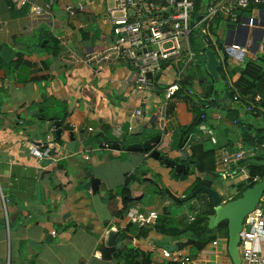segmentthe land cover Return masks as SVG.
Listing matches in <instances>:
<instances>
[{
  "label": "crops",
  "instance_id": "1",
  "mask_svg": "<svg viewBox=\"0 0 264 264\" xmlns=\"http://www.w3.org/2000/svg\"><path fill=\"white\" fill-rule=\"evenodd\" d=\"M32 5L45 9V13L32 16ZM108 7L107 0H32L31 5L17 9L13 0H0V264H125L127 259L116 257V253L130 249L150 254L151 264H167L176 255L159 245L190 239L161 234L154 228H134L118 243V233L126 232L128 226L125 218L116 219L122 204L117 192L126 180L130 197L136 202L133 207L158 212L160 224L174 229L183 228L197 204L195 200L178 203L165 194L168 190L181 199L199 193L198 187L188 193L200 177L194 171L184 180L176 179L194 168L192 145L216 149L214 167L219 175L201 177L212 182V189L224 203L238 194L235 185L247 181L245 175L237 174L240 164L224 169L217 166L220 150L233 152L242 147L241 131L224 117L222 106L208 109L205 123L216 144L199 130L183 148L179 147L177 131L190 126L192 109L201 105L187 95L168 102L164 99L185 58L177 69L163 66L141 90L135 84L136 69L132 66L91 59L110 48L118 37L107 22ZM242 14L241 22L262 20L264 7L255 5ZM238 26L225 25L224 46L218 31L216 43L212 36L209 38L226 50L227 44L234 42ZM251 38L255 51L262 42L261 35L257 31ZM217 46L215 52L220 51ZM190 48L197 50L195 45L190 44ZM194 69L190 64L184 76H197L196 86L201 78L208 90L207 77L200 73L203 68L196 71L200 76ZM136 111L142 116L136 117ZM54 122L62 126L68 123L72 134L64 131L57 139ZM101 133L110 141H119L121 150L100 145ZM155 136L161 138L154 147L165 158L188 165L186 173H176L147 152L125 151L128 145ZM25 141L36 145L53 142V159L38 162L22 147ZM94 178L100 181L95 194L91 190ZM110 231L116 233L118 246L112 260L105 261L101 250ZM214 242H218L217 247L212 242L196 256H190L185 248L180 253L194 264H212L210 256H214L215 264H231L227 239L218 237Z\"/></svg>",
  "mask_w": 264,
  "mask_h": 264
},
{
  "label": "built area",
  "instance_id": "2",
  "mask_svg": "<svg viewBox=\"0 0 264 264\" xmlns=\"http://www.w3.org/2000/svg\"><path fill=\"white\" fill-rule=\"evenodd\" d=\"M31 1L13 0V4L17 9H21L31 5ZM255 5L264 7V0H210L199 23L193 25V0H113L112 7L106 10V19L118 37L110 48L93 54L91 59H96L98 63L124 62L132 66L136 69L135 84L141 90L149 84V74L153 76L161 72L164 64L177 69L178 62L185 58L184 66L177 70L176 80L164 92V99L168 102L179 90L184 71L196 57V53L190 48V35L199 28L202 36H207L208 32L202 28L203 24L211 22L219 13L232 24L241 25V28H237L234 32V42L227 45L226 50L233 52V56H228L227 59L229 67L232 64L243 63L245 56H250L254 60L257 56L264 55V19H249L247 22L246 20L241 22L242 19L238 20L234 13L235 10H245ZM44 13L45 9L41 7L32 5L30 8V14L34 17ZM255 31L261 35L262 42L254 52L251 36L256 34ZM261 101L262 98L256 96L246 111H253ZM135 116H142L141 111H136ZM199 130L207 134L212 143L216 144L212 132L207 130L205 125H201ZM22 147L38 162L53 159V142L36 145L25 141ZM105 147L108 148L109 145L105 144ZM262 150L264 145L252 149L239 147L233 152L220 150L216 165L222 169L231 165L237 166L244 161L256 159V154ZM238 173L249 178L244 168L240 167ZM158 219V212L143 211L136 206L131 207L125 214L127 225L137 228L155 226ZM188 220L192 222L194 214L191 213ZM212 246L217 247L218 242H213ZM238 250L242 264H264V209L260 206L244 219ZM174 254L178 264H194L189 256Z\"/></svg>",
  "mask_w": 264,
  "mask_h": 264
},
{
  "label": "trees",
  "instance_id": "3",
  "mask_svg": "<svg viewBox=\"0 0 264 264\" xmlns=\"http://www.w3.org/2000/svg\"><path fill=\"white\" fill-rule=\"evenodd\" d=\"M209 1L210 0H193V25H195L196 23L198 24L199 20L201 19V16L205 14ZM251 7H249L248 9H250ZM245 10L239 9L234 11V13L238 17V20H240L242 11ZM221 22H224L227 28H232L236 25L232 24L229 19H224L223 14L219 13L211 22L205 25L203 24L202 28H205L208 32L207 36H204L203 38L199 28H197L196 31H194L190 35L189 40L191 46L194 47L193 35L197 34L201 37V40L204 43L203 46L205 50L214 51L217 45L215 46V44H213V41L209 37H217V25ZM215 23L217 24L216 27L214 26ZM217 48L219 50H223L222 46L219 45V43ZM198 55L202 58L201 65H195L196 58H194V60L190 64L193 63V65H195V75L197 74L196 71L199 70V67L203 68L209 86H213L212 96L210 98L208 97V93L206 92L207 88L205 85L203 86L204 81L201 78L198 80L197 85L200 87L202 86L203 88L199 89L198 86H196L195 84V79L197 76L195 78L194 76L183 77V80L179 84V90L175 92L172 98H177L180 95H187V97L196 98L198 100V104L201 105H198L197 108L194 107L192 109L194 120L190 124V126H187L185 128H179V130L177 131L178 135L176 137H179L180 140L179 147L183 148L187 144V141L190 139V136L193 133L198 132L199 127L201 125H205V123L208 122V109L221 108V106L224 109V117L230 119L232 124L240 129L242 138L241 146L244 149H252L256 146L260 147L264 145V113L260 111V105L257 104L251 112L246 111V108L250 106V103L256 96H260L261 98L264 96V55H259L254 60L245 59V61L239 67L235 68H231L228 66V58L226 56L224 64H219L218 73L220 79L218 81L214 80L209 74L207 70L205 55L199 52ZM198 76H200V74ZM234 77L236 78L234 79ZM216 83L220 85L218 89L215 88ZM202 102H204L206 106H203ZM40 113L42 115V112ZM190 151V160L194 168L192 172H189L187 175L180 174V176L176 179L181 178V180H184L186 176L192 175L194 171L200 177L195 181L193 186L189 189L188 193H192L197 187L200 186H204L206 188H213L212 182L210 180L203 179L201 176L212 175L213 177H217L219 175L217 174V172H215L214 167L216 149L213 148L207 150L203 145L195 144L190 147ZM263 159L264 156L256 158V160ZM240 166L241 168L243 167L246 170L249 178L247 179L246 183L235 185L234 188L237 189L236 191H238V194L233 198V200L239 199L243 191L252 188L255 182L264 176V167L248 164L247 161L240 163ZM255 179L257 180L254 181ZM117 193V195H120L122 197V204L121 210L116 214V219L121 220L125 218L126 212L134 206L135 202L130 197V192L128 189V180H126L124 186ZM193 200L197 202V204L193 208H191V213L194 214V220L192 222L187 220L182 229H174L168 227L166 228L165 225L162 226L160 224L159 219L157 224L152 227L137 228L128 225L126 228V232L118 233V243H121L126 240L128 237L127 233H129L130 230L134 228V231H136V229H138L139 231L145 228H154L161 234H168L172 235V237L177 238L184 237V235H187V238L193 242L192 246L193 249H195L196 253H199L204 250L208 244L214 242L218 237H224L227 239L226 222L220 224L217 228L213 230H209L207 228V217L213 215L210 197L204 192H199L198 194L192 197L190 202ZM260 207L264 209V197L260 204ZM116 257H124L125 259H127L124 261L125 264H134V262L136 261L140 264L152 263V256L150 254L138 252L137 250L130 249L126 250L125 252L118 250L116 253ZM167 264L178 263L174 260Z\"/></svg>",
  "mask_w": 264,
  "mask_h": 264
},
{
  "label": "water",
  "instance_id": "4",
  "mask_svg": "<svg viewBox=\"0 0 264 264\" xmlns=\"http://www.w3.org/2000/svg\"><path fill=\"white\" fill-rule=\"evenodd\" d=\"M241 28V26H238ZM195 39L194 45L197 51L201 54H204L206 57L207 70L211 77L218 81L220 79L218 68L221 62L225 61V57L233 56V52H228L227 50L220 51H211L205 50L199 36L196 34L193 36ZM213 41L216 43L217 39L212 37ZM45 45V41L42 42L41 46ZM228 45V44H227ZM220 58V60H219ZM163 66H168V64H164ZM149 79H151V75H148ZM208 97L212 96V86L208 87L207 90ZM260 111L264 113V96L262 97V101L260 104ZM53 126L56 128V138L60 139V135L62 132L67 131L72 134V127L67 123L64 126L61 125L60 122H54ZM100 138V145L108 144L111 146V149L115 151H120L121 146L119 141H110L107 137H105L102 133L98 135ZM161 136H155L143 143L130 144L125 147L126 152L131 153H141L147 152L150 154V157L154 160H160L166 167L174 169L176 173H186L189 169L188 165L177 164L173 160L169 158H165L161 155V153L154 147L157 143H159ZM248 164L256 165L259 167H264V159L263 160H250ZM100 185V181L96 178L91 180V190L95 194ZM196 192H204L211 199V206L213 209V215L207 217V228L209 230H213L217 228L220 224H227V254L230 258L231 264H242L239 258V250L238 245L240 241V233L242 231L244 219L251 214L257 207L260 206L263 197H264V176L261 179H258L252 188L246 189L242 192L241 197L239 199L224 203L214 189L206 188L204 186H200L196 189ZM165 194H167L173 201L175 202H188L191 200L192 196L189 195L185 198H176L174 197L170 191L166 190ZM196 194V193H194ZM116 233L109 232L108 241L105 243V247L101 250V256L105 261H111L113 258V254L117 250V240ZM193 242L191 240H186L185 242H177L174 245H169L167 243L160 244L159 246L163 249L171 253H180L184 248L192 246ZM134 264H140L139 262H134Z\"/></svg>",
  "mask_w": 264,
  "mask_h": 264
},
{
  "label": "rangeland",
  "instance_id": "5",
  "mask_svg": "<svg viewBox=\"0 0 264 264\" xmlns=\"http://www.w3.org/2000/svg\"><path fill=\"white\" fill-rule=\"evenodd\" d=\"M108 1V6L109 7H112V5H113V0H107ZM207 5V4H206ZM243 15V14H242ZM216 23L214 24V26L216 27ZM217 28H218V33H220V35H219V37H220V43L224 46V44H225V38H226V33H227V30L225 29V24H224V22H221V23H219L218 25H217ZM194 53H196V59H195V65L196 64H199V65H201V63H202V58L198 55V52H197V50H195L194 51ZM194 65V66H195ZM200 70L202 69V68H199ZM200 73L202 74V73H204V70H201L200 71ZM205 75V74H204ZM219 84L218 83H216L215 84V88L216 89H218L219 88ZM256 156L257 157H263L264 156V150H262L261 152H258L257 154H256ZM189 202V201H188ZM182 203H184V202H182ZM181 210H182V208H181ZM176 213H179V212H176ZM184 237H187V235H184ZM181 238H183V237H181ZM186 249V252L187 253H189L190 254V256H196V252H195V249H193V247L192 246H189V247H187V248H185ZM210 261H211V263L212 264H215V258H214V256H210Z\"/></svg>",
  "mask_w": 264,
  "mask_h": 264
},
{
  "label": "clouds",
  "instance_id": "6",
  "mask_svg": "<svg viewBox=\"0 0 264 264\" xmlns=\"http://www.w3.org/2000/svg\"><path fill=\"white\" fill-rule=\"evenodd\" d=\"M239 26H241V25H239ZM255 51H256V50H255ZM255 51H254V52H255ZM246 57H247V56H245V59H247ZM245 59H243V62L245 61ZM249 59H251V58H249ZM251 60H252V59H251ZM260 104H261V103H260ZM259 109H260V106H259ZM255 160H256V159H255Z\"/></svg>",
  "mask_w": 264,
  "mask_h": 264
}]
</instances>
